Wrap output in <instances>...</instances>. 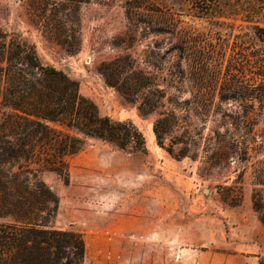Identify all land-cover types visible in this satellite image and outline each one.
Wrapping results in <instances>:
<instances>
[{
    "label": "rangeland",
    "instance_id": "1",
    "mask_svg": "<svg viewBox=\"0 0 264 264\" xmlns=\"http://www.w3.org/2000/svg\"><path fill=\"white\" fill-rule=\"evenodd\" d=\"M258 1L89 0L81 50L69 55L31 24L28 0H0L1 28L76 80L101 115L132 121L146 139L147 151L133 153L89 138L67 159L68 181L43 175L59 198L50 226L83 236V264L264 259V42L254 34L264 10L247 15ZM122 55L161 88L154 114L141 115L98 72ZM160 112L174 121L163 147L153 130Z\"/></svg>",
    "mask_w": 264,
    "mask_h": 264
},
{
    "label": "trees",
    "instance_id": "2",
    "mask_svg": "<svg viewBox=\"0 0 264 264\" xmlns=\"http://www.w3.org/2000/svg\"><path fill=\"white\" fill-rule=\"evenodd\" d=\"M86 2L28 0L31 24L75 55L82 45L80 6ZM256 4L247 15L264 10V0ZM254 29L264 42V30ZM98 72L126 101L138 104L141 115L161 107V88L130 55L101 63ZM173 126L172 115L160 112L153 127L160 147ZM89 138L127 152L147 151L145 136L132 121L101 115L97 105L81 94L76 80L42 63L34 44L0 27V264H83V236L50 226L59 198L43 175L56 173L68 181L67 159L80 153ZM169 153L173 155L172 150ZM253 202L260 213L256 197ZM260 220L264 224L262 213Z\"/></svg>",
    "mask_w": 264,
    "mask_h": 264
}]
</instances>
